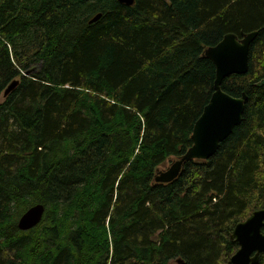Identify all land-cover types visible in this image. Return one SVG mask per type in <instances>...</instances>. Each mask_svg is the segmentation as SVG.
<instances>
[{
	"label": "trees",
	"instance_id": "trees-1",
	"mask_svg": "<svg viewBox=\"0 0 264 264\" xmlns=\"http://www.w3.org/2000/svg\"><path fill=\"white\" fill-rule=\"evenodd\" d=\"M255 30L249 71L222 83L248 95L241 124L156 182L214 92L205 49ZM263 78L264 0H0V96L19 80L0 103V264H226L264 207Z\"/></svg>",
	"mask_w": 264,
	"mask_h": 264
},
{
	"label": "water",
	"instance_id": "water-1",
	"mask_svg": "<svg viewBox=\"0 0 264 264\" xmlns=\"http://www.w3.org/2000/svg\"><path fill=\"white\" fill-rule=\"evenodd\" d=\"M118 1L128 6L135 3V0ZM100 17L101 14H98L91 22ZM257 35V30L242 33L241 37L230 32L219 43L205 49L203 55L211 59L216 67L214 92L194 125L192 146L178 156L168 169H158L156 182H172L180 176L189 161L210 159L218 150L220 143L241 124L248 95L246 92L241 96L231 95L223 89L222 83L233 74H246L249 71L250 48ZM18 83L19 80L12 81L3 96L6 97ZM257 85L264 86V78ZM45 209L43 203L28 207L18 219L19 229L27 231L37 226L43 219ZM263 228L264 207L254 210L244 221L238 222L230 237L238 243L239 248L226 264H258L264 252Z\"/></svg>",
	"mask_w": 264,
	"mask_h": 264
},
{
	"label": "rangeland",
	"instance_id": "rangeland-1",
	"mask_svg": "<svg viewBox=\"0 0 264 264\" xmlns=\"http://www.w3.org/2000/svg\"><path fill=\"white\" fill-rule=\"evenodd\" d=\"M3 100H4V96L1 95V96H0V103H1ZM175 159H177V157H173V158H171L166 164H164V165H162V166L160 167V170H166V169H168V168L170 167L169 165H171L172 162H173ZM226 263H227V262H226Z\"/></svg>",
	"mask_w": 264,
	"mask_h": 264
},
{
	"label": "bare ground",
	"instance_id": "bare-ground-1",
	"mask_svg": "<svg viewBox=\"0 0 264 264\" xmlns=\"http://www.w3.org/2000/svg\"><path fill=\"white\" fill-rule=\"evenodd\" d=\"M8 87V86H7ZM170 166V165H169ZM157 172V171H156ZM160 183V182H159ZM181 261V260H180Z\"/></svg>",
	"mask_w": 264,
	"mask_h": 264
}]
</instances>
